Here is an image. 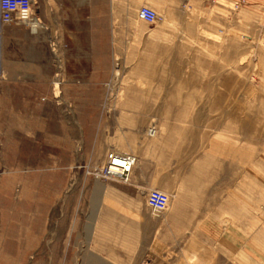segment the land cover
Masks as SVG:
<instances>
[{
	"label": "rangeland",
	"instance_id": "obj_1",
	"mask_svg": "<svg viewBox=\"0 0 264 264\" xmlns=\"http://www.w3.org/2000/svg\"><path fill=\"white\" fill-rule=\"evenodd\" d=\"M141 5L159 19H139ZM99 12L96 41L35 43L36 61L52 55L51 84L41 73L18 88L14 65L0 75V264L129 261L132 240H109L108 217L131 224L132 210H146L153 250L186 249L182 264H264V0H100ZM15 32L5 53L27 56ZM109 119L112 139L146 119L145 136L169 145V176L150 187L169 195L163 211L150 189L94 176L108 151L128 153L109 145ZM217 183L225 232L175 233V212L208 209Z\"/></svg>",
	"mask_w": 264,
	"mask_h": 264
},
{
	"label": "crops",
	"instance_id": "obj_2",
	"mask_svg": "<svg viewBox=\"0 0 264 264\" xmlns=\"http://www.w3.org/2000/svg\"><path fill=\"white\" fill-rule=\"evenodd\" d=\"M108 1L113 2V0ZM99 10L100 0H31V8L25 19H21L20 13H16L13 20L5 24L0 13V75L3 74L6 66L14 65L13 68L6 69L12 74L13 80L18 83V88L19 84L29 85L37 82L41 73L44 75L45 85L51 84L53 71L56 70V67H53L52 55L49 53L47 58L44 55L43 61H36L35 43L96 41L100 27ZM8 27L16 31L15 34L9 36L12 41H27L32 44L31 49L27 50V56H9L5 53L4 43L8 39V36H5V29ZM68 52L71 55L74 53L72 50H66L63 57L66 58ZM6 58L11 61H7ZM112 121L113 126L109 124V145H115L136 157L128 181L121 183L130 189L139 188L146 191L155 184H161L158 182L159 179L167 174L169 176L170 172H166L164 167L165 155L169 152L165 147L169 145L145 136L146 119H139L133 124L125 125L122 127L121 135L119 137L114 135L112 139L111 134H115L117 127L116 119H109V122ZM175 145L176 142L172 143V154L179 155L180 151L174 149ZM172 161H176V158L173 157ZM170 174L176 177L175 171H171ZM182 176L179 170L177 177L180 179ZM236 189H238V183ZM204 194L206 197L200 199L199 202H208V209L204 206L200 211L193 213L175 212L173 216L176 220L175 233L221 234L225 232L222 219L226 217L223 211L227 208V184L217 183L211 189L206 188ZM132 212H135L139 219H133L131 224L127 219L124 220L123 225L117 226L115 222L112 224L110 211L108 217L109 240L112 234L129 235L133 244L132 259L120 262L119 258L100 257L91 259L94 261L92 264H182L186 260V249L181 245L172 256L166 255L163 250H153L154 239L148 237L152 230L148 226L146 210L137 212L132 210ZM196 219H201V221L197 223Z\"/></svg>",
	"mask_w": 264,
	"mask_h": 264
},
{
	"label": "built area",
	"instance_id": "obj_3",
	"mask_svg": "<svg viewBox=\"0 0 264 264\" xmlns=\"http://www.w3.org/2000/svg\"><path fill=\"white\" fill-rule=\"evenodd\" d=\"M13 3H19L20 7L9 11L7 7L3 6L2 0H0V13L4 23L6 17L12 21L14 14L20 13L21 8H31V0H13ZM137 17L152 23L159 19V14L150 6L141 5L137 10ZM135 160L136 157L132 154L111 150L106 153L103 163L94 169L93 174L95 177L116 178L127 182ZM118 162L124 164L119 165L121 163ZM146 203L153 212L163 211L169 203V195L159 189H150L146 194Z\"/></svg>",
	"mask_w": 264,
	"mask_h": 264
},
{
	"label": "clouds",
	"instance_id": "obj_4",
	"mask_svg": "<svg viewBox=\"0 0 264 264\" xmlns=\"http://www.w3.org/2000/svg\"><path fill=\"white\" fill-rule=\"evenodd\" d=\"M3 6L7 7L9 11L14 10V8H19L20 4L19 3H13V0H2ZM30 9L28 8H21L20 10V18L25 19L27 18L29 14ZM11 21L6 17L5 18V23H10Z\"/></svg>",
	"mask_w": 264,
	"mask_h": 264
},
{
	"label": "bare ground",
	"instance_id": "obj_5",
	"mask_svg": "<svg viewBox=\"0 0 264 264\" xmlns=\"http://www.w3.org/2000/svg\"><path fill=\"white\" fill-rule=\"evenodd\" d=\"M58 83V82H57ZM118 163H121V164H119V165H122V164H124V163H122V162H118ZM119 169H120V167H119Z\"/></svg>",
	"mask_w": 264,
	"mask_h": 264
}]
</instances>
